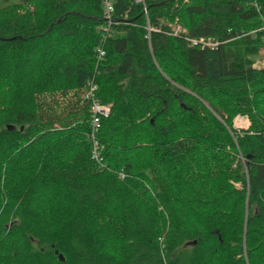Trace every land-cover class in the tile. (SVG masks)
<instances>
[{
    "label": "trees",
    "instance_id": "trees-1",
    "mask_svg": "<svg viewBox=\"0 0 264 264\" xmlns=\"http://www.w3.org/2000/svg\"><path fill=\"white\" fill-rule=\"evenodd\" d=\"M8 1L0 264H264V68L249 57L264 44V0H114L106 41L102 0ZM177 18L220 46L170 35ZM148 21L163 27L150 40ZM92 79L111 108L102 163L84 99ZM70 91L60 114L39 100ZM237 115L251 125L232 135Z\"/></svg>",
    "mask_w": 264,
    "mask_h": 264
},
{
    "label": "built area",
    "instance_id": "built-area-1",
    "mask_svg": "<svg viewBox=\"0 0 264 264\" xmlns=\"http://www.w3.org/2000/svg\"><path fill=\"white\" fill-rule=\"evenodd\" d=\"M146 0H135L137 4L145 5ZM102 6L104 11V20L105 25L102 27V39L106 41L112 35V28L116 24L114 20L115 6L114 0H102ZM145 13L147 14V9L145 8ZM164 28L170 35L173 36H185L189 41L192 47H201V48H209L212 50L217 49L220 46V41L214 38H190L186 34L185 27L181 24L179 19H175L174 21H167L164 23ZM163 30V27L156 28L152 27L148 21L147 26V39L150 40L151 33L160 32ZM260 31L263 32L264 39V23ZM98 59H104L106 53L102 47L98 49ZM255 67V66H254ZM98 84L94 81V79L88 81L87 90L84 93V99L90 104V132L89 138L92 143V159L97 163H102L101 156V145L98 141L97 135L101 129V124L104 119H107L111 115V108L101 102V100L97 97L98 92ZM244 120V121H243ZM242 122V124L238 125L239 129H248L250 127V121L247 117L238 116L236 122Z\"/></svg>",
    "mask_w": 264,
    "mask_h": 264
},
{
    "label": "rangeland",
    "instance_id": "rangeland-1",
    "mask_svg": "<svg viewBox=\"0 0 264 264\" xmlns=\"http://www.w3.org/2000/svg\"><path fill=\"white\" fill-rule=\"evenodd\" d=\"M8 3L9 4L19 3V0H10V1H8ZM259 31H260V29H259ZM256 32L257 31H252L250 33L251 36L252 37H255L256 36ZM249 57H250V59H253L254 60V63H255L254 66H255V68H257V69L264 68V44H262V46L260 47L259 52H258L257 55H255V56H249ZM74 93H75L74 91H70L67 95H62V94L58 93V94H56L54 96H51L49 94H47V95L45 94L43 96H40L39 97V100H40V102L45 101L51 107H54L55 108L57 106V108H58V114H60V113H63V111H68L69 105L71 104L72 100L75 99ZM79 97L83 101V94L82 93L80 94ZM238 116H241V115L235 116L234 119L232 120V128L228 127V125H227V129H228V131H230V133H232L231 130H234L236 133H241V132L249 129V128L248 129H246V128L245 129H239L238 125L242 124V122H240V121H238V123L236 122V119H237ZM56 127H58V125H56ZM232 135H233V133H232ZM234 140H235V138H234ZM227 151L232 155V157H234V156L236 157V154L233 152L232 149H229L228 148ZM236 165H237V162L234 163V167H236ZM234 185L237 188H240V185L239 184H235L234 183Z\"/></svg>",
    "mask_w": 264,
    "mask_h": 264
},
{
    "label": "water",
    "instance_id": "water-1",
    "mask_svg": "<svg viewBox=\"0 0 264 264\" xmlns=\"http://www.w3.org/2000/svg\"><path fill=\"white\" fill-rule=\"evenodd\" d=\"M60 260H61L62 262H64V261H65V259H64V257H63V255H60Z\"/></svg>",
    "mask_w": 264,
    "mask_h": 264
}]
</instances>
